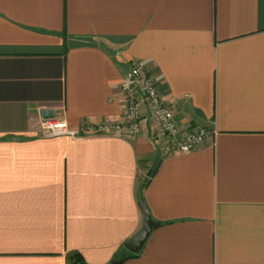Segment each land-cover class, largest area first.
I'll list each match as a JSON object with an SVG mask.
<instances>
[{
    "label": "crops",
    "instance_id": "1",
    "mask_svg": "<svg viewBox=\"0 0 264 264\" xmlns=\"http://www.w3.org/2000/svg\"><path fill=\"white\" fill-rule=\"evenodd\" d=\"M131 61L213 135H43L123 121ZM141 196L160 226L121 264H264V0H0V264H110Z\"/></svg>",
    "mask_w": 264,
    "mask_h": 264
},
{
    "label": "built area",
    "instance_id": "2",
    "mask_svg": "<svg viewBox=\"0 0 264 264\" xmlns=\"http://www.w3.org/2000/svg\"><path fill=\"white\" fill-rule=\"evenodd\" d=\"M123 95V121H101L71 129L65 119L42 118L43 135H122L132 137L144 133L146 119L153 125L152 134L160 145L162 156L187 154L213 135L206 127L181 128L172 108L165 103L153 69L139 61L128 63L120 84Z\"/></svg>",
    "mask_w": 264,
    "mask_h": 264
},
{
    "label": "water",
    "instance_id": "3",
    "mask_svg": "<svg viewBox=\"0 0 264 264\" xmlns=\"http://www.w3.org/2000/svg\"><path fill=\"white\" fill-rule=\"evenodd\" d=\"M42 117L45 119L54 118L55 112L51 109H45L42 111ZM139 206L143 214V227L140 232H138L132 239L125 243V249L127 252L133 254H137L142 250L153 230L160 226V222H157L153 219L143 196H141L139 199ZM126 255V253L123 254L120 258L113 260L110 264H121L124 261Z\"/></svg>",
    "mask_w": 264,
    "mask_h": 264
},
{
    "label": "trees",
    "instance_id": "4",
    "mask_svg": "<svg viewBox=\"0 0 264 264\" xmlns=\"http://www.w3.org/2000/svg\"><path fill=\"white\" fill-rule=\"evenodd\" d=\"M144 186H145V185H144ZM137 255H138V253H137V254H133V253H130V252H129V253L126 255L124 261L127 260V259H129V258H131V257L137 256ZM77 261H78V260H77Z\"/></svg>",
    "mask_w": 264,
    "mask_h": 264
}]
</instances>
